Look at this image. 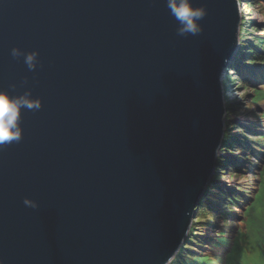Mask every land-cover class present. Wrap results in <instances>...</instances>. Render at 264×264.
<instances>
[{
    "label": "water",
    "instance_id": "obj_1",
    "mask_svg": "<svg viewBox=\"0 0 264 264\" xmlns=\"http://www.w3.org/2000/svg\"><path fill=\"white\" fill-rule=\"evenodd\" d=\"M193 4L203 30L181 37L166 0H0V90L42 103L0 149L4 264H170L184 246L241 27L239 0Z\"/></svg>",
    "mask_w": 264,
    "mask_h": 264
},
{
    "label": "rangeland",
    "instance_id": "obj_2",
    "mask_svg": "<svg viewBox=\"0 0 264 264\" xmlns=\"http://www.w3.org/2000/svg\"><path fill=\"white\" fill-rule=\"evenodd\" d=\"M239 2V47L230 64L234 69L229 66L228 77L225 74L222 78L224 105L228 108L226 121L229 120L225 148H221L212 181L196 206L190 236L174 260L176 263L181 258L198 256L205 258L201 264L218 262L217 257L224 258L223 264H264V250L259 245L261 232L255 233L251 222L256 218L248 217L245 211L250 200L256 211L252 197L260 184V165L264 161V64L256 71L260 78L254 77L249 68L250 57L244 52L251 48L255 52L251 58L264 62V44L257 45L258 40L264 41V0ZM261 180L264 184V169ZM233 228L235 234H231ZM228 239L233 240L234 253Z\"/></svg>",
    "mask_w": 264,
    "mask_h": 264
},
{
    "label": "clouds",
    "instance_id": "obj_3",
    "mask_svg": "<svg viewBox=\"0 0 264 264\" xmlns=\"http://www.w3.org/2000/svg\"><path fill=\"white\" fill-rule=\"evenodd\" d=\"M166 6L178 24L176 29L178 36H196L202 32L203 26L200 21L207 15L206 7L194 6L193 0H166ZM10 55L17 60L23 58L29 71H34L37 67L38 52L26 53L18 47H13ZM24 83H27V80ZM15 87V84L12 85V88ZM41 107L40 99L33 98L30 90L20 95H10L7 90H0V149L21 141L23 110L39 111ZM24 202L33 208L37 206L34 201L26 199ZM0 264H4L3 259H0Z\"/></svg>",
    "mask_w": 264,
    "mask_h": 264
},
{
    "label": "trees",
    "instance_id": "obj_4",
    "mask_svg": "<svg viewBox=\"0 0 264 264\" xmlns=\"http://www.w3.org/2000/svg\"><path fill=\"white\" fill-rule=\"evenodd\" d=\"M257 42H258L257 45H259V46L264 44V41L261 40V39L258 40ZM244 52H246V55H248V57H250V60H249L250 61V64H251V66H249V68L251 69L250 71L255 75L254 77L260 78V75H257V72L256 71H258V70L261 69V66L264 64L263 60H260L257 57L256 58H251V56L255 53L254 50H252L251 48L249 50H247V51L245 50ZM256 61H258L259 63H256ZM233 66H231V68H233ZM235 67H237L238 69L243 70V71L245 70L243 66H235ZM237 68H235V69H237ZM236 76L238 77V74H236ZM226 77H228V74L226 75ZM238 83H239V79H238ZM260 90H263V89L260 88ZM253 102H256V101L253 100ZM226 111H228V108H227ZM228 123L229 122L226 123V130H227ZM225 135H226V133H225ZM225 135H224V139H223V143H222L221 148H225L224 147V141L226 139L225 138ZM217 166H218V160H217L216 167ZM260 166H261V172L259 173V182H260V184H258V186L256 187V190L257 191H256V193L252 197V199L254 200V202L257 204V206L255 207L256 208V211L251 206V204H253V202H251L252 200H250V202H249L250 205L246 206L245 211H247L248 217L249 216H254L256 218V221H254L253 219H251V222H253L252 225H253L254 229H256L255 230L256 231L255 233H257L259 231L261 232V237H260L259 245L264 250V184H263V182L261 180L262 170L264 169V161L261 163ZM259 210H260V213H259ZM245 211H244V213H245ZM242 218H246V216L245 217L242 216ZM235 233H236V231L233 228L231 234H235ZM189 236L190 235L188 234V237ZM234 237H235V235H234ZM216 238H217V236H216ZM221 239H223V238H221ZM226 239L227 238L223 239L222 241H226ZM228 240H230V242H229L230 250H231V252L233 251V253H234V251H235L236 248L234 247L233 240L232 239H228ZM184 245H185V243H184ZM179 252H180V250L175 255V257L173 258V260L171 261L170 264H201L200 263V260L205 259V258H201V257H198V256H190L188 258H181L180 259V262L179 263H176V262H174V260L178 256ZM217 255H219V254H217ZM219 256H221V255H219ZM194 257H197V258H194ZM217 259L219 261L218 262H214L213 264H223L222 261L224 260V258L221 259V258H218L217 257ZM217 259H216V261H217Z\"/></svg>",
    "mask_w": 264,
    "mask_h": 264
},
{
    "label": "bare ground",
    "instance_id": "obj_5",
    "mask_svg": "<svg viewBox=\"0 0 264 264\" xmlns=\"http://www.w3.org/2000/svg\"><path fill=\"white\" fill-rule=\"evenodd\" d=\"M240 8H241V6H240ZM241 12H242V10H241Z\"/></svg>",
    "mask_w": 264,
    "mask_h": 264
},
{
    "label": "built area",
    "instance_id": "obj_6",
    "mask_svg": "<svg viewBox=\"0 0 264 264\" xmlns=\"http://www.w3.org/2000/svg\"><path fill=\"white\" fill-rule=\"evenodd\" d=\"M228 101V100H227ZM229 102V101H228Z\"/></svg>",
    "mask_w": 264,
    "mask_h": 264
}]
</instances>
